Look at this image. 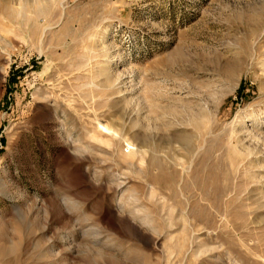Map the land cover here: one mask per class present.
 Masks as SVG:
<instances>
[{"label": "rangeland", "instance_id": "1", "mask_svg": "<svg viewBox=\"0 0 264 264\" xmlns=\"http://www.w3.org/2000/svg\"><path fill=\"white\" fill-rule=\"evenodd\" d=\"M0 264H264V0H0Z\"/></svg>", "mask_w": 264, "mask_h": 264}]
</instances>
